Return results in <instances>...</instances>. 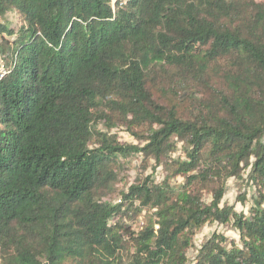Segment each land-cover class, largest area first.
Segmentation results:
<instances>
[{"label":"trees","instance_id":"1","mask_svg":"<svg viewBox=\"0 0 264 264\" xmlns=\"http://www.w3.org/2000/svg\"><path fill=\"white\" fill-rule=\"evenodd\" d=\"M0 264H264V0H0Z\"/></svg>","mask_w":264,"mask_h":264},{"label":"rangeland","instance_id":"2","mask_svg":"<svg viewBox=\"0 0 264 264\" xmlns=\"http://www.w3.org/2000/svg\"><path fill=\"white\" fill-rule=\"evenodd\" d=\"M262 1V0H257ZM118 136L122 140V142H127L129 144H136V141L125 131L121 130L118 131ZM133 171H129L127 174H133ZM151 170L148 168L147 174H150ZM163 176L162 169H157V173L155 174V177L157 179H160ZM178 182H181V180H178ZM225 195L223 198V201L228 203L230 206H234L236 211H247L248 207L250 205V202L252 201L254 191L252 187L245 186L240 183V181L236 180H229L225 186ZM207 198V197H206ZM205 198V200H206ZM243 199L244 203L239 201ZM215 226H211L208 228H205L202 233L196 238V242L200 241L204 237H210V235L215 230ZM227 237L236 239V237L232 233H227Z\"/></svg>","mask_w":264,"mask_h":264}]
</instances>
